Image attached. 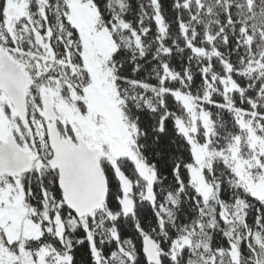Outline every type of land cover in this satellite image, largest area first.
I'll list each match as a JSON object with an SVG mask.
<instances>
[{
    "label": "snow or ice",
    "instance_id": "1",
    "mask_svg": "<svg viewBox=\"0 0 264 264\" xmlns=\"http://www.w3.org/2000/svg\"><path fill=\"white\" fill-rule=\"evenodd\" d=\"M0 264H264V0H0Z\"/></svg>",
    "mask_w": 264,
    "mask_h": 264
}]
</instances>
